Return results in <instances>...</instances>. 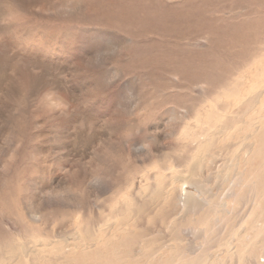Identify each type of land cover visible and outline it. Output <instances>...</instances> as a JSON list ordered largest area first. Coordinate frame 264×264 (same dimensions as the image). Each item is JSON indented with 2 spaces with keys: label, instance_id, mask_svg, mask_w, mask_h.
Here are the masks:
<instances>
[{
  "label": "rangeland",
  "instance_id": "obj_1",
  "mask_svg": "<svg viewBox=\"0 0 264 264\" xmlns=\"http://www.w3.org/2000/svg\"><path fill=\"white\" fill-rule=\"evenodd\" d=\"M0 264H264V0H0Z\"/></svg>",
  "mask_w": 264,
  "mask_h": 264
},
{
  "label": "bare ground",
  "instance_id": "obj_2",
  "mask_svg": "<svg viewBox=\"0 0 264 264\" xmlns=\"http://www.w3.org/2000/svg\"><path fill=\"white\" fill-rule=\"evenodd\" d=\"M232 118L235 120V117H232ZM203 123H204V121H203ZM225 127H226L225 131L230 128V126H227V124ZM203 144L204 145L202 147L201 152L203 153V157H204L208 148H209V145L211 144V139H206ZM203 157H201V158H203ZM201 166H202V163H201ZM174 175H175V181L177 184L183 182L181 187L178 188L177 197H176L178 199L179 204H182V207H183L182 212L185 213L187 211L188 212L189 211H195L198 208V205L196 203V199L193 197V194L191 192L187 191V189H186L187 187H184V186L190 183V184L196 185L199 189H200V187L203 189V183H202L201 177L194 173L192 179L187 181V179H185L184 174L182 172L175 171ZM203 190L206 191V189H203ZM206 194L210 195L211 193L210 194L206 193Z\"/></svg>",
  "mask_w": 264,
  "mask_h": 264
}]
</instances>
